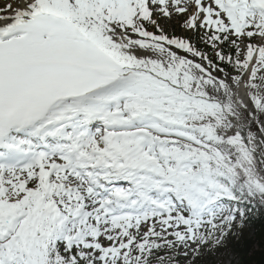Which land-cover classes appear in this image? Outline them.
I'll return each mask as SVG.
<instances>
[{"label": "snow or ice", "instance_id": "1", "mask_svg": "<svg viewBox=\"0 0 264 264\" xmlns=\"http://www.w3.org/2000/svg\"><path fill=\"white\" fill-rule=\"evenodd\" d=\"M264 209V0H0V264H210Z\"/></svg>", "mask_w": 264, "mask_h": 264}, {"label": "trees", "instance_id": "2", "mask_svg": "<svg viewBox=\"0 0 264 264\" xmlns=\"http://www.w3.org/2000/svg\"><path fill=\"white\" fill-rule=\"evenodd\" d=\"M238 264H264V209H257L242 232L229 240Z\"/></svg>", "mask_w": 264, "mask_h": 264}, {"label": "rangeland", "instance_id": "3", "mask_svg": "<svg viewBox=\"0 0 264 264\" xmlns=\"http://www.w3.org/2000/svg\"><path fill=\"white\" fill-rule=\"evenodd\" d=\"M210 259V264H238L235 257L232 256L229 248V242L227 247L221 249L218 253H215Z\"/></svg>", "mask_w": 264, "mask_h": 264}]
</instances>
